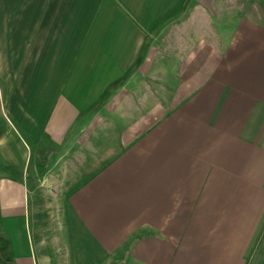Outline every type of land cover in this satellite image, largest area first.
<instances>
[{"label": "crops", "instance_id": "1", "mask_svg": "<svg viewBox=\"0 0 264 264\" xmlns=\"http://www.w3.org/2000/svg\"><path fill=\"white\" fill-rule=\"evenodd\" d=\"M70 135L82 168L30 171ZM0 233V264H264V0H0Z\"/></svg>", "mask_w": 264, "mask_h": 264}, {"label": "rangeland", "instance_id": "2", "mask_svg": "<svg viewBox=\"0 0 264 264\" xmlns=\"http://www.w3.org/2000/svg\"><path fill=\"white\" fill-rule=\"evenodd\" d=\"M220 1H222L224 6H225L227 3H230V2L231 3H233V2H244L245 0H220ZM202 12L204 14H202ZM180 16L182 18L191 17L190 20L198 19L200 27L201 28L204 27L203 29L205 30V33L207 32L211 36L216 37L215 35L218 34V32H219L218 31L219 26L216 25V22H213L211 20L210 14L206 13V11H203V10L199 11L198 9H195L191 12V15H190V12L187 15H185L184 12H181L177 15V17H180ZM223 17L227 18L228 16L224 15ZM224 21L226 22V20H224ZM203 22L205 24H207V26L202 27ZM220 25L226 26L225 24H220ZM224 26H221V28H224ZM161 29H162V30H160L161 32H159L160 38L157 37V40L155 41L156 42L155 43V46H156L155 49H157V51L160 50L162 52L161 55L160 54L158 55V57L156 58V62L154 64L155 67L157 68V70L159 71V73L146 74V73L140 72V76H141L142 81H144L143 78L147 79L149 77L153 82H156L157 87H159V89H157L156 91H160L162 89V86L164 85L165 75H164V73H162L163 72V70H162L163 62L160 59H161L162 55L164 56L165 44H167L168 48L171 47L172 50L179 49V46L181 45V43L179 41V37H177V36L181 32L183 33L185 26L184 25L181 26L180 22H178L175 25H172L171 27L166 29V31L163 28H161ZM188 29L191 30L192 26L189 25ZM157 32L158 31H156V33ZM223 32L225 34L226 29H224ZM218 39H220V38H218ZM167 57L169 58L170 55ZM139 101H142V100L139 99ZM91 124H93V122H91ZM82 145H83L82 140L80 139V141H79V139H73L72 135H70V137L67 139V143H65V144L63 143L62 145L53 144L52 142L49 141V139H45L40 146L38 154H36V153L33 154V160H31L30 171L35 173V162H36L37 158H38V160L40 159V162L42 164V167H41L42 170L40 171V174L43 173V176L50 175L51 178H53L54 180H55V178L59 177V175L57 173L58 171L55 168L56 164L58 163L59 158H61V161H63L66 164L65 167L68 166L69 169L73 170L75 163L80 168H82V163L85 161L84 160L85 154L83 152V146ZM73 161L75 163H73ZM66 168H64V169H66ZM63 171L64 170L62 169L60 172H63ZM7 243H8V240L0 233V246L5 249L8 246Z\"/></svg>", "mask_w": 264, "mask_h": 264}, {"label": "trees", "instance_id": "3", "mask_svg": "<svg viewBox=\"0 0 264 264\" xmlns=\"http://www.w3.org/2000/svg\"><path fill=\"white\" fill-rule=\"evenodd\" d=\"M120 82H117V83H115L113 86H115V85H117V84H119Z\"/></svg>", "mask_w": 264, "mask_h": 264}]
</instances>
